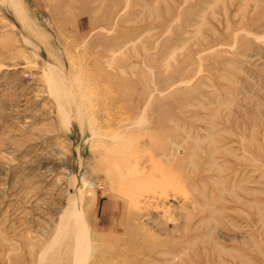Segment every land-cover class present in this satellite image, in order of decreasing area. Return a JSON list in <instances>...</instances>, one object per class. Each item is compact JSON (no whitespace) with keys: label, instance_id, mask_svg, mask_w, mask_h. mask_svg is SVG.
Listing matches in <instances>:
<instances>
[{"label":"rangeland","instance_id":"374dc122","mask_svg":"<svg viewBox=\"0 0 264 264\" xmlns=\"http://www.w3.org/2000/svg\"><path fill=\"white\" fill-rule=\"evenodd\" d=\"M11 1L0 264H264V0Z\"/></svg>","mask_w":264,"mask_h":264},{"label":"bare ground","instance_id":"6f19581e","mask_svg":"<svg viewBox=\"0 0 264 264\" xmlns=\"http://www.w3.org/2000/svg\"><path fill=\"white\" fill-rule=\"evenodd\" d=\"M11 1V0H10ZM14 1V0H13ZM12 2V1H11ZM15 2V1H14ZM18 10V9H17ZM69 228V227H68Z\"/></svg>","mask_w":264,"mask_h":264}]
</instances>
